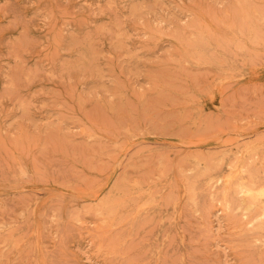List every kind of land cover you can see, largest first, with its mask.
<instances>
[{
  "label": "rangeland",
  "instance_id": "obj_1",
  "mask_svg": "<svg viewBox=\"0 0 264 264\" xmlns=\"http://www.w3.org/2000/svg\"><path fill=\"white\" fill-rule=\"evenodd\" d=\"M0 264H264V0H0Z\"/></svg>",
  "mask_w": 264,
  "mask_h": 264
},
{
  "label": "bare ground",
  "instance_id": "obj_2",
  "mask_svg": "<svg viewBox=\"0 0 264 264\" xmlns=\"http://www.w3.org/2000/svg\"><path fill=\"white\" fill-rule=\"evenodd\" d=\"M261 216H262V215H261ZM261 216H260V217H261ZM253 227H254V226H253Z\"/></svg>",
  "mask_w": 264,
  "mask_h": 264
}]
</instances>
